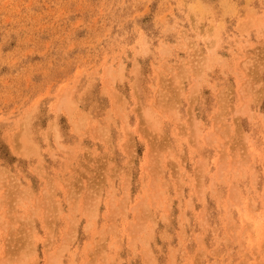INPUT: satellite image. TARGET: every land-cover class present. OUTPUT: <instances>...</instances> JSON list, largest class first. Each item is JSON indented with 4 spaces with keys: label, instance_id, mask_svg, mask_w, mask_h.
<instances>
[{
    "label": "rangeland",
    "instance_id": "374dc122",
    "mask_svg": "<svg viewBox=\"0 0 264 264\" xmlns=\"http://www.w3.org/2000/svg\"><path fill=\"white\" fill-rule=\"evenodd\" d=\"M0 264H264V0H0Z\"/></svg>",
    "mask_w": 264,
    "mask_h": 264
}]
</instances>
